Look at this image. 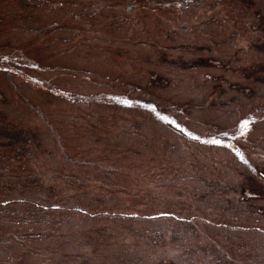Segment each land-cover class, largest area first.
I'll return each instance as SVG.
<instances>
[{
  "label": "rangeland",
  "instance_id": "1",
  "mask_svg": "<svg viewBox=\"0 0 264 264\" xmlns=\"http://www.w3.org/2000/svg\"><path fill=\"white\" fill-rule=\"evenodd\" d=\"M0 264H264V0H0Z\"/></svg>",
  "mask_w": 264,
  "mask_h": 264
},
{
  "label": "snow or ice",
  "instance_id": "2",
  "mask_svg": "<svg viewBox=\"0 0 264 264\" xmlns=\"http://www.w3.org/2000/svg\"><path fill=\"white\" fill-rule=\"evenodd\" d=\"M123 103H126V104H130L131 102L130 101H122ZM162 119H167L166 117H161ZM247 121H245V127L247 126ZM197 139H198V137H197ZM210 143H213V144H220L221 143V141H219V140H215V139H213V140H211L210 141Z\"/></svg>",
  "mask_w": 264,
  "mask_h": 264
}]
</instances>
